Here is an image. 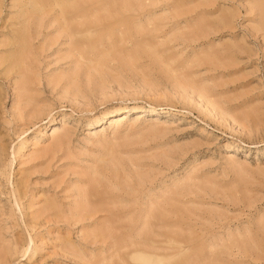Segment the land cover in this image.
I'll use <instances>...</instances> for the list:
<instances>
[{"label": "rangeland", "instance_id": "374dc122", "mask_svg": "<svg viewBox=\"0 0 264 264\" xmlns=\"http://www.w3.org/2000/svg\"><path fill=\"white\" fill-rule=\"evenodd\" d=\"M161 263L264 264V0H0V264Z\"/></svg>", "mask_w": 264, "mask_h": 264}, {"label": "bare ground", "instance_id": "6f19581e", "mask_svg": "<svg viewBox=\"0 0 264 264\" xmlns=\"http://www.w3.org/2000/svg\"><path fill=\"white\" fill-rule=\"evenodd\" d=\"M121 117H122V116H121ZM115 119H116V118H115ZM120 119L123 120L122 118H120ZM116 120H118V119H116ZM116 120H115V121H116ZM121 120H119V121H121ZM116 123H117V122H116ZM158 261H160V260L158 259ZM161 261H162V260H161ZM161 261H160V262H161ZM161 264H163V263H161Z\"/></svg>", "mask_w": 264, "mask_h": 264}]
</instances>
